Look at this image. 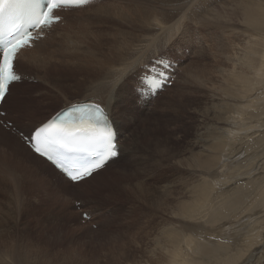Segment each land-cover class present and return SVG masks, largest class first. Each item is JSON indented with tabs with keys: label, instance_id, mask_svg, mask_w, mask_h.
<instances>
[{
	"label": "rangeland",
	"instance_id": "obj_1",
	"mask_svg": "<svg viewBox=\"0 0 264 264\" xmlns=\"http://www.w3.org/2000/svg\"><path fill=\"white\" fill-rule=\"evenodd\" d=\"M194 2L195 0H178L171 4L161 2L143 4L136 0H100L97 2L98 5L83 10H68L71 12L63 15L67 19L43 39L41 44H46L41 51L34 54V60L36 58L44 59L47 52L56 51L53 59L60 63L47 68L44 65L31 63V61H25L21 66L19 65L20 72L25 73V78L12 89V94L2 109L7 112V117L13 120H18L21 116L25 118L24 112H21V109L25 107L24 98L21 103L17 96H25L29 100L43 96L42 99L46 105L44 107L39 105L40 108L37 111L40 114L43 108L45 113L34 120V123L31 124L34 126L64 106L68 100H80L90 94L96 84L85 73L78 71L80 65H78L77 59H69L67 62L61 63L66 57L58 53L59 49L72 50L77 53H83V49L61 48L62 44H57L56 41H69L65 34L69 35L73 31L76 38L79 39V41L73 40L77 46H81L87 32L91 33L93 38L104 34L109 38L116 37L121 41H118L115 47L109 43L106 48L116 53L117 57L112 65L116 66L123 74L124 79L117 91L120 104L113 106V113L121 125V133L117 128L118 141L122 140L120 149L125 150V154L121 160L118 159L119 161L110 165L105 171L107 173L104 174L106 176L102 177L103 179L98 176L93 182L81 187H72L69 182L65 183L64 191H61L59 195L62 198L58 200H55L51 195L53 193L50 188L37 186L33 191L25 192V205L18 214L10 212L7 208L4 209L3 213H6L3 214V219L7 225L0 230L5 229L6 243H10L13 248L10 249V252L19 258L22 264H29L25 261L27 254L25 245L28 246L26 250L34 246L32 251L38 253L43 251L42 254L46 255V259L51 260V264H121L122 255L123 257L126 255L138 257L139 252L135 251L134 244L136 240L139 241L142 236H147L150 232H168L166 229L169 224L166 223V219H171V215L167 214L164 215L165 219L162 218L159 212L148 205L151 201L145 200L146 194L135 195L130 191L129 186L137 180H142L141 182H150L153 187H158L160 174L165 171L164 165L167 164L170 184L174 185V189L177 186L180 187L181 178L184 177H178L179 174L177 175L173 171L175 170L172 169L173 167L168 168V164L176 165L177 171L183 169L184 166L177 165L178 158L187 156V153L192 149L197 152L201 148H195V144L209 143L210 136L216 135V132L207 129L205 122H209V118L212 117L214 98L216 99V95H221L223 91L220 71L221 69L231 70L230 74L240 71L241 61L238 59L244 52L247 42L245 33L244 35L234 33L236 38H230V34L213 25L201 27L200 23L192 21V14L189 13L194 11L192 8ZM109 3L113 5H109ZM153 12L151 17L144 16ZM95 13H99L104 19L101 21L82 20L78 21L79 24L68 20L69 16L70 18L81 16L89 18L91 15H96ZM182 22L184 23L182 24ZM74 26L75 29H73ZM49 36H51V40L55 38V41L44 42ZM69 43L72 44V42ZM121 45H123L122 48H118ZM155 52L160 53L156 56L163 55L164 60L170 62L176 71L172 78L174 80L170 84H165L167 86L165 90H163L164 88L159 89L155 94L147 95L142 92L143 81L156 72L155 68L158 66L152 63L145 65L143 60L148 55L154 57ZM232 55L235 58L234 64L229 59ZM63 66L65 67L62 68ZM191 72L198 76V80L190 75H185ZM177 81L179 82L175 85ZM258 88L259 90L256 89L254 94L251 93L253 102L248 105L264 103V87ZM56 95L61 98L57 99ZM127 100L129 102L123 108V104ZM80 102H84V100ZM144 107L145 109H143ZM64 108L65 106L58 111L60 112ZM11 111L12 114H10ZM232 111H234V107H231L230 112ZM243 111L240 109L239 113L235 115L236 120L242 117ZM217 115L219 114L214 113L213 117ZM1 117L4 118L3 120L7 119V117ZM0 128L3 132L7 130L3 126ZM198 131L200 133H197ZM8 132L21 141L15 134ZM3 135L1 134L2 137ZM196 135L198 136L195 141H191ZM21 144H23L22 141ZM250 147H248V152H244L247 155L251 153V150L253 153V150L257 149ZM240 155L242 153L229 164L224 178L223 175L221 176L223 179L220 177L221 184L218 186V191H226L241 183L234 182L236 176H232L231 172V168L233 170L237 168V171L241 166L243 167L244 163L241 161L243 157ZM262 163L264 166V162ZM259 164L261 166V163L258 162L256 165ZM191 171L194 173V179L199 182L208 181L212 175L209 173L210 171H207L208 173L197 178L196 174L204 170L194 168ZM113 177H122L123 183L112 182L111 178ZM101 184L104 185V188H101L102 191H86V188ZM110 187H114V190H109ZM81 188L83 190L80 194L84 197L83 199H79L78 189ZM124 189L130 192L126 194ZM70 190L74 191L73 193L77 190L79 195L71 196ZM0 192L7 193L8 199L14 193L13 189L8 186L0 188ZM94 195H97L99 199L88 202L85 198ZM1 199L0 196V201L4 202ZM77 200L86 206L76 207ZM253 206L254 211L260 213L254 205V201ZM85 211L89 213L90 218L82 217L81 214ZM238 217L232 223L230 220H225V222L217 223V226H209V229L219 227L224 223H229L230 227L237 226L236 228L247 225V222H244L247 220V215L242 214ZM205 223H207V219H205ZM230 231V228H221L204 236L206 240L210 237L218 243L227 240L232 244L235 242L233 233ZM249 233L246 232L244 236ZM3 237L0 235V243ZM217 245L212 244V246ZM16 248L21 250V255H17ZM261 253H264V249ZM34 257L36 258L37 255ZM252 264H264V262L255 259Z\"/></svg>",
	"mask_w": 264,
	"mask_h": 264
},
{
	"label": "bare ground",
	"instance_id": "obj_2",
	"mask_svg": "<svg viewBox=\"0 0 264 264\" xmlns=\"http://www.w3.org/2000/svg\"><path fill=\"white\" fill-rule=\"evenodd\" d=\"M99 1L100 0H97L78 10L98 5L97 2ZM136 1L143 4L147 2L171 4L178 0ZM109 5L113 4L109 3ZM192 8H194V11L189 13L190 15L192 14L191 20L195 21V23H200L201 27L213 25L217 29L230 34V38H236V34L234 33L246 34V48L238 59L241 61L240 71L232 74L229 73L231 70L221 69L220 71V74L222 75L221 84L223 91L221 95H216V99L214 98L215 105L212 117L209 118V122H205L207 129L211 132H216V135L210 136L209 143L195 144V148H201L197 152L195 149H192L187 153V156L178 158L177 165L184 166L183 169L177 171L176 165L173 166L168 164V168L173 167L172 169H175L173 171L176 172L177 175L179 174L178 177H184L186 181L184 178H181L182 183L180 182V187L175 184L177 188L174 189V185L170 184V174L166 169V164L164 165L165 171L160 174L158 187H153L150 182H141L142 180H137L129 186L130 191L135 195L142 196L146 194L145 200L147 202L151 201L148 205L155 211L159 212L162 218H164V215L168 214L171 215V219H166V223L169 224L166 229L168 232H150L147 236H142L139 241L136 240L134 243L135 251L139 252V258L136 255H126L124 257L122 255V258L120 259L121 264H252L255 259L264 262V253H261L264 249V166L262 163L264 162V103L262 102L260 105L255 104L254 106L248 105V103L253 102L251 98H253L252 94H254L255 90H259L258 87H264V0H195L194 7ZM70 12L71 11H68L63 15H67ZM188 12L189 9L187 13ZM95 14L96 15L89 16V18L87 16L70 18L69 16L68 20L79 24L78 21L82 20L88 21L94 19L101 21L104 19L99 13ZM153 14L154 12L144 16L148 18ZM133 15H135V13H133ZM66 19L67 18L64 20ZM175 21L177 20L175 19ZM183 23L184 22H182V24ZM59 25L60 23L53 25V27L46 32L44 39ZM73 29H75V26ZM65 36H68L69 41H56L57 44H62L61 48H72L74 50L80 48L81 50L83 49V53L59 49L58 53H61L66 57L61 63L67 62L69 59H77L79 62L78 65H80L78 71L85 73L91 80H94L96 84L94 85V90L92 89L93 91H91L90 94L80 100H68L64 106L73 102H80L81 100L86 101L85 99L88 97H95L93 102L96 103L103 100L121 133V125L114 116L113 106L115 104H120L118 103L119 98L117 91L120 85L123 84L124 79L122 77L123 74L119 72L116 66L112 65L116 60V53L111 52V49L106 48V45L109 43L113 44V47H115L118 41L121 42L120 39L116 37L109 38L104 34L93 38L91 33L87 32L83 42H81V46H77L74 41H79V39L76 38L74 31L69 35L65 34ZM54 41L55 38L51 40V36L44 40V42ZM42 42L43 38L36 41L33 47L22 50L19 62L20 66L25 61H31V63L33 62L37 65H44L46 68L49 66H56L60 63L53 59L56 51L47 52L44 59L36 58L34 60V54L41 51L42 47L46 44H41ZM69 42H72V44L70 45ZM229 45L230 43L228 44V47ZM122 46L123 45L118 48H122ZM234 47L235 46L233 45V48ZM158 53L159 52H155L153 56L155 57ZM234 56L232 55L229 58L233 64L235 63ZM150 57L152 56L148 55L143 60L145 65L146 63H150ZM19 65L17 71L23 78H25V73L20 72ZM156 65L161 68L166 66L165 61L163 64L157 62ZM64 67L65 66L62 68ZM159 70L160 72L164 71V69ZM175 71L172 75H174ZM24 72L26 71L24 70ZM185 75H190L198 80V76L193 72ZM152 76L158 78V74L156 73H153ZM178 82L179 81H177L175 85H177ZM164 84L165 83L162 82V85ZM18 85V82L15 83L12 86V89ZM165 88L163 90H165ZM155 90L157 89L148 81H143V93L153 95ZM42 97L31 98L29 100L28 97L17 96L21 103L23 98L25 101V107L21 109V112H24L23 115L25 116L26 128H28L29 125L31 126L36 118H40L39 116H42L45 113L43 112V108L42 113L39 114V111H37L38 108L46 105V102ZM60 98L57 97V99ZM128 102L129 100L123 104V108L127 106ZM5 105L6 104L3 106ZM231 107H234V111L232 112H230ZM143 109H145V107ZM240 109H243L244 113L240 119L236 120L237 118H235V115L239 113ZM58 110L53 112L44 121L51 119L53 115L59 112ZM214 113H218L219 115L213 117ZM10 114H12V111ZM1 130L2 129L0 128V131ZM197 133H200V131ZM1 134H4L3 137ZM197 136L198 135H196L191 141H195ZM119 141V145H121L122 140L120 139ZM249 146L257 149L253 150V153L251 150V153H248L247 155L244 152H248ZM240 153H242L240 157H243L241 161L244 165L237 171V168L232 166L235 170L231 168V172L233 173L232 176H236L234 177V182L238 181L241 183L227 190L225 189L226 191H218V186L221 184L220 177L223 175L224 178L227 167ZM123 154H125V150L122 149L120 157L110 161L92 178L79 184H75L66 178H63L58 173H55L47 161L32 153L28 147L21 144V141L11 135L7 130H4V132L1 131L0 188L7 186L11 187L14 193L8 199L7 193L0 192V196L2 197L1 200H4V202L0 201V222L5 221L3 219V214L6 213H3L4 209L7 208L14 214H18L20 210L22 211L25 205L24 200L26 191H33L37 186L40 188L42 186H47L53 193L51 195L55 200H58L62 198L59 197V195L61 194V191H64L65 183L69 182L72 187H81L84 184L93 182L98 176L99 178L105 177L106 175L104 174L107 173L105 171L110 165L117 162L118 159L121 160L124 156ZM257 162L261 163V166L260 164L256 165ZM194 168L204 170L200 171L199 174H196L197 178L200 175L208 173L207 171H210L209 173L212 174L210 179L205 182L195 180L194 173L191 171ZM122 177H113L111 180L114 183L118 181L123 183ZM54 184L57 186L56 192H53L51 187ZM101 188H104V185L101 184L99 186L96 185L94 187H89L86 188V191H102ZM110 188L111 189L109 190H114V187ZM82 190L83 188L80 190L78 189L79 194ZM124 191L126 194L130 192L126 189H124ZM73 192L71 191V196L73 194H78L77 190L75 193ZM79 196V199L84 198L81 194ZM89 196L85 197L88 202H93L96 201V199H99L97 195H94L93 197ZM251 197H254L252 198L253 200ZM253 201L260 213L254 211ZM242 214L247 215V220L244 221L245 223L247 222V225L236 228L237 226L230 227L229 223H224L219 227L209 229V226H215L219 222H225V220H230V223H232L236 217ZM205 219H207V223H205ZM6 225L7 222L0 223V228H5ZM221 228L231 229L230 232L233 233L232 236H234L233 241L235 243L230 244L227 240L218 243L217 241L210 239V237L206 240L204 235L212 234V231ZM244 228L246 230H243ZM246 232L250 233L247 236H244ZM0 235L4 236L0 243V264H22L20 259L16 258L15 255L10 252V249L13 248L10 243H6L5 229L0 230ZM210 243L218 245L212 246ZM254 246H256V248H254ZM1 247H4V249H1ZM26 247L28 246L25 245V252L27 253L25 255V261H27V263L51 264V260L46 259V255L42 254L43 251L38 253L32 251L34 246L29 247V250H26ZM15 251L17 252V255H21L22 253L19 248H16ZM119 252L121 251L119 250ZM34 255H37V257L35 258ZM39 255L41 256L39 257ZM262 256L263 258H261Z\"/></svg>",
	"mask_w": 264,
	"mask_h": 264
},
{
	"label": "snow or ice",
	"instance_id": "obj_3",
	"mask_svg": "<svg viewBox=\"0 0 264 264\" xmlns=\"http://www.w3.org/2000/svg\"><path fill=\"white\" fill-rule=\"evenodd\" d=\"M90 0H0V106L7 103L12 86L23 77L18 74L20 54L41 39L33 36L36 29L43 31L52 24L61 21L56 15L60 9H79L89 4ZM9 22L5 29L3 24ZM163 64L164 56L150 57V63ZM175 71L171 63L157 77H146L148 82L159 88L172 79ZM88 97L84 102L68 104L55 118L39 125L25 127V118L18 120L7 118L0 120V126L15 128L20 140L36 156L47 161L55 173L79 184L92 178L110 161L121 156L117 143L115 122L103 100L93 102ZM7 112L0 107V116L7 117ZM53 192L57 186H52ZM76 207H84L77 200ZM84 219L90 218L87 211Z\"/></svg>",
	"mask_w": 264,
	"mask_h": 264
}]
</instances>
